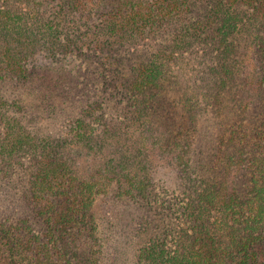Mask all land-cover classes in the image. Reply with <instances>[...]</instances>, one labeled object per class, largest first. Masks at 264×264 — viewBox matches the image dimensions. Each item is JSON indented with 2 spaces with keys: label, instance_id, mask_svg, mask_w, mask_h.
<instances>
[{
  "label": "trees",
  "instance_id": "1",
  "mask_svg": "<svg viewBox=\"0 0 264 264\" xmlns=\"http://www.w3.org/2000/svg\"><path fill=\"white\" fill-rule=\"evenodd\" d=\"M122 258L264 264V0H0V264Z\"/></svg>",
  "mask_w": 264,
  "mask_h": 264
},
{
  "label": "rangeland",
  "instance_id": "2",
  "mask_svg": "<svg viewBox=\"0 0 264 264\" xmlns=\"http://www.w3.org/2000/svg\"><path fill=\"white\" fill-rule=\"evenodd\" d=\"M200 144L205 148L211 147L213 143L212 132H198ZM197 138V139H198ZM198 141V140H197ZM163 168H159L156 173L158 179L165 183H177V175L172 168H167L165 163ZM95 212L98 221L104 230L106 251L110 256L115 253V258L120 259V255L126 256L128 252L123 254L129 248V240L135 239V225L137 222V211L130 204L120 202L114 197L112 192L107 195L100 196L95 204ZM138 240V239H136ZM130 256V255H128ZM127 260L129 262V258ZM123 257V256H122ZM122 264L125 260L122 258Z\"/></svg>",
  "mask_w": 264,
  "mask_h": 264
}]
</instances>
